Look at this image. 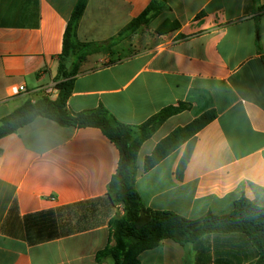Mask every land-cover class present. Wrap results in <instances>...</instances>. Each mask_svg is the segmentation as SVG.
<instances>
[{
  "label": "crops",
  "instance_id": "1",
  "mask_svg": "<svg viewBox=\"0 0 264 264\" xmlns=\"http://www.w3.org/2000/svg\"><path fill=\"white\" fill-rule=\"evenodd\" d=\"M152 0H88L77 39L107 43ZM76 0H0V120L57 85V57ZM148 25L79 66L71 113L99 106L137 126L164 107L189 104L139 149L135 188L144 207L187 219L225 215L241 197L264 207V0H166ZM178 25L158 33L168 23ZM170 25V24H169ZM25 91L11 95V89ZM58 92L55 94L56 99ZM215 120L155 167L144 158L177 127ZM167 129H164L166 128ZM118 150L97 128L37 117L0 138V264H113L95 260L123 214L106 187ZM241 234L163 240L139 264H254Z\"/></svg>",
  "mask_w": 264,
  "mask_h": 264
},
{
  "label": "trees",
  "instance_id": "2",
  "mask_svg": "<svg viewBox=\"0 0 264 264\" xmlns=\"http://www.w3.org/2000/svg\"><path fill=\"white\" fill-rule=\"evenodd\" d=\"M87 1L76 0L66 24L62 50L57 57V98L50 100L42 96L34 102L26 101L3 117L0 120V138L16 133L37 117H43L61 127L97 128L115 146L119 159L116 171L107 184L106 194L112 203L122 205L123 214L110 221V240L104 249L97 252V262L111 258L113 264H139V254L156 248L163 240L186 246L206 234H241L257 251L254 264H264V207H258L244 197L234 202L233 209L228 214L208 213L193 220L171 212L154 211L141 203L135 188L139 149L165 121L187 111L189 104L178 103L164 107L137 126L116 121L102 106L93 111L77 113L66 109L79 66L88 56L100 47H109L124 40L142 26L148 25L153 16L167 9L166 0H152L137 18L131 20L107 43H85L77 39V26ZM177 25L176 22L168 23L165 29L157 32L172 30ZM216 117L214 110H208L185 126L175 128L144 158L143 172L155 167Z\"/></svg>",
  "mask_w": 264,
  "mask_h": 264
},
{
  "label": "built area",
  "instance_id": "3",
  "mask_svg": "<svg viewBox=\"0 0 264 264\" xmlns=\"http://www.w3.org/2000/svg\"><path fill=\"white\" fill-rule=\"evenodd\" d=\"M21 91H25L23 86L14 87L11 89V95H16ZM58 92L55 84H50L49 86L43 89V96L47 97L50 100H54L55 94Z\"/></svg>",
  "mask_w": 264,
  "mask_h": 264
},
{
  "label": "rangeland",
  "instance_id": "4",
  "mask_svg": "<svg viewBox=\"0 0 264 264\" xmlns=\"http://www.w3.org/2000/svg\"><path fill=\"white\" fill-rule=\"evenodd\" d=\"M164 129H167V127H166V128H164Z\"/></svg>",
  "mask_w": 264,
  "mask_h": 264
}]
</instances>
